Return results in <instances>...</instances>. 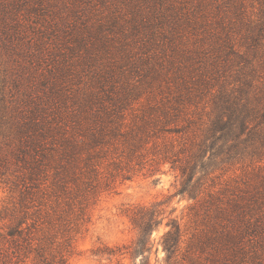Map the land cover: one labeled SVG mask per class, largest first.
<instances>
[{
    "label": "rangeland",
    "instance_id": "rangeland-1",
    "mask_svg": "<svg viewBox=\"0 0 264 264\" xmlns=\"http://www.w3.org/2000/svg\"><path fill=\"white\" fill-rule=\"evenodd\" d=\"M262 21L264 0H0V211L14 207L9 185L24 171L14 151L24 146L20 130L33 115L83 121L91 101L111 99L124 101L131 122L179 108L172 126L182 132L148 144L141 160L118 170L113 148L96 159L99 178L93 173L89 196H79L83 214H67L74 222L67 264H140L130 255L138 236L130 216L156 201H166L161 208L181 225L180 264L222 263L234 249H243V264H264V148L234 160L214 155L196 176V199L175 196L180 172L152 154L168 144L185 151V160L203 140L216 93L245 67L227 57L231 47L252 60L251 98L264 111V48L257 55L253 45ZM167 221L152 234V264H166ZM201 244L205 253L195 250Z\"/></svg>",
    "mask_w": 264,
    "mask_h": 264
},
{
    "label": "trees",
    "instance_id": "trees-1",
    "mask_svg": "<svg viewBox=\"0 0 264 264\" xmlns=\"http://www.w3.org/2000/svg\"><path fill=\"white\" fill-rule=\"evenodd\" d=\"M255 28L253 45L259 48L258 55L264 48V21ZM229 56L239 58L237 60L245 67L239 73L229 75L233 82H226L216 93L213 101L215 117L210 120L203 140L193 143L185 160L179 156L185 151L180 149V152H175L168 144L163 150L152 152L159 163H170L174 170L180 172L181 187L175 196L197 198L194 190L202 176H196L206 171L214 155H224L227 160H234L248 150L252 155L259 156L264 148L260 128L264 124V111L258 105L253 106L251 98V78L254 76L252 60L234 52L232 47L227 54ZM228 62L226 59L225 63ZM235 74L239 75L236 77ZM112 102L113 99L110 103L91 101L89 107L84 109L83 121L73 118L68 123L61 117L48 120L40 114L33 115L23 124L20 134L24 146L18 148L16 153L14 151V156L16 164L24 171L9 185L11 193H17L11 201L14 207L0 211V219L6 221L0 229V264H67L73 251V238L69 231L74 229V222L67 214L72 211L71 217H76L80 210L83 214L86 200L80 201L79 196H89L94 183L93 173H97L99 178L94 164L96 159L106 158L109 149L113 148L115 154L119 155L112 159V165L123 170V163L141 160L143 151H147L146 146L151 142L182 132L181 128L172 126L178 119L179 108H175L176 113L165 111L160 116L150 113L149 117L131 122L123 116L126 109L124 101ZM166 203L156 201L132 211L130 217L138 236L130 255L141 257L140 264H152L146 254L151 252L154 244L153 232L165 219H168L169 228L162 237L165 263L180 264L181 225L172 217L173 212L166 215L167 211L161 208ZM194 248L190 245L189 250ZM197 248L200 253L206 252L204 244L196 246V251ZM233 251V257L225 258L222 263H218L220 260L208 259L205 261L207 263H203L191 259L189 264H243L244 260L237 259L243 249ZM104 252L115 257L121 251L98 249L96 253Z\"/></svg>",
    "mask_w": 264,
    "mask_h": 264
}]
</instances>
